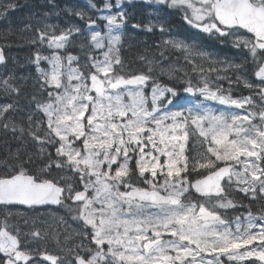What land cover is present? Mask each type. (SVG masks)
<instances>
[{
    "label": "snow or ice",
    "instance_id": "snow-or-ice-1",
    "mask_svg": "<svg viewBox=\"0 0 264 264\" xmlns=\"http://www.w3.org/2000/svg\"><path fill=\"white\" fill-rule=\"evenodd\" d=\"M156 2L244 53L243 62L235 64L183 41L165 42L181 49L189 63L192 57L208 59L207 72H216V80L225 78L221 70H246L251 64L257 79L244 80L251 96L233 98L231 87L225 95L223 86L213 87L206 76L202 84L187 80L183 87L245 114L183 107L180 90L153 74L157 68L165 71L163 61L155 67L149 61L147 72L126 71L117 34L126 15L112 14L111 3L101 9L109 13L102 17L106 33L92 30L96 22L87 18L91 35L83 63L67 50L79 27L59 35L50 25L37 29L32 42L47 43L53 51L35 54L39 78L23 122L15 119L21 111L15 101L0 104V131L21 143L27 137L35 149L21 154L18 147L0 162V264H264V212L257 216L249 210L243 219H229L220 211L237 206L233 193L264 200V0ZM15 8L7 0L0 3V14ZM197 67L205 73L202 66L193 70ZM21 92L14 77L0 78V93ZM18 205L31 211L58 205L77 227L65 229L61 239L58 229L42 235L32 218V230L24 231L21 222L28 225L29 218L14 211ZM49 235L56 253L40 244Z\"/></svg>",
    "mask_w": 264,
    "mask_h": 264
},
{
    "label": "rangeland",
    "instance_id": "rangeland-1",
    "mask_svg": "<svg viewBox=\"0 0 264 264\" xmlns=\"http://www.w3.org/2000/svg\"><path fill=\"white\" fill-rule=\"evenodd\" d=\"M48 10L43 12L36 8H33L31 1L24 2L22 5L16 6L15 9L8 10L3 14H0V22L4 19L7 13H13L15 10L23 7L22 15H17L16 20L19 26V39L18 44L15 45L16 48H26L35 45L36 49L34 52H20L19 54H13L11 56L7 55V64L0 67V78H6L12 76L15 81L22 88V92L19 96L13 95L12 97H7L0 93V104L10 103L15 101L21 111L19 115L15 116L17 123H22V117L26 115L27 106L31 101V96L34 92V85L37 84L39 78V73L37 71V66L34 63L35 54L40 51L42 55H50L53 51L47 47V43L39 44L33 43V39L38 35L37 29H44L46 25L52 26L49 31H55L57 35L60 34V30L68 29L69 27L75 26L81 29L80 34L73 33L70 37L72 44L68 46V51L73 55L80 57L81 63L84 62L85 56L89 51L88 45H90V31L88 30L87 18L91 17L95 20V25L93 26L94 31H100L102 34L106 33L107 29L105 27L106 21L102 18L104 15L109 14L106 10L101 11L104 8L106 2L113 4L111 13L115 14L117 12L123 11L126 15L125 22L121 25L119 32L117 34L121 35V43L119 45L121 49H128L132 47L138 39L146 37L147 34L152 33V40L155 43V47L144 50L141 52L142 70L140 72H147L149 67V61L152 62V66L155 67L158 61H163L165 65V71L162 73L159 68L153 73L159 82L163 84H168L169 86L175 85L180 91L179 95L183 98L180 104L187 107L195 106H206L213 111H224L226 113L243 115L245 114V109H238L235 106L221 105L218 101L205 100L198 92L197 93H185L183 92V87L187 80H191L193 85L202 84V76H206L214 87L216 84L223 86L224 94L228 95L227 91L231 87L230 95L233 98L239 99L242 97H247L253 95V93L244 86V80L255 82V77L252 76V65H246V70L236 71L234 69H229L228 71L221 70L219 75L225 77L224 79L216 80L217 73H208L207 69L209 67V60L203 57H192L193 63H189L185 58V53L181 49L172 47L170 44H166V41L177 40L183 41L188 45H192L195 48L210 53L212 59L229 61L235 64L243 62L244 53L240 50L232 47L230 43L221 44L214 38L210 37L207 33L191 27L183 19V14L176 9L168 7L166 4L157 3L156 0H121L120 6L116 7L117 0H46ZM7 0H0V3H5ZM16 5V0H12ZM96 5L95 8L92 5ZM145 9L143 12L144 24L140 25L132 20L134 16V9L138 8ZM135 7V8H134ZM2 11V9H0ZM82 12L85 14V19H81L76 13ZM181 21V26L178 28L176 26L175 18ZM163 24L165 30L160 31V25ZM134 25H139V27H134ZM149 25L154 26L152 31H148ZM15 26L12 27L10 32H8L6 37H9L14 30ZM155 34H154V33ZM195 33V34H194ZM201 40L199 39V37ZM3 39V38H2ZM2 41V40H1ZM11 40L8 39V44L11 46ZM4 47L6 43L2 44ZM82 45L84 46L82 48ZM223 45V46H222ZM228 47V48H227ZM227 48V50H226ZM232 50V51H230ZM125 51V50H124ZM61 54H64V50H60ZM161 52H163V57H161ZM96 55L102 59L100 52L97 50ZM122 60L124 58L120 54ZM125 62L126 71H128V63ZM194 65L202 66L205 69V73H201L199 67L194 71ZM41 67L48 69L49 65L45 61H41ZM171 67L177 70L175 76H179L181 79L177 80L175 76H170L167 68ZM223 68V66H219ZM240 75L242 78L237 81V76ZM229 80L232 81L231 86L229 85ZM146 91L150 94L151 89L147 88ZM29 96V98H27ZM175 103V102H174ZM173 111L177 110L174 105H170ZM17 142L18 144H27L24 147L27 148V152L35 151L33 144L30 139L25 137V142L21 143L18 140L13 139L11 133L9 132L5 135L0 131V145H5L6 143ZM3 143V144H2ZM234 199L237 206L235 208H229L226 211L220 210L224 213L226 218L234 219L236 216H240L242 219L247 216L250 210L253 215H260L264 212V200L252 201L245 198L243 194L233 193L230 197ZM236 199V200H235ZM244 199V200H243ZM245 202L249 204L242 205ZM232 209V211H231ZM18 210L20 213L24 214L29 218V228L28 231L32 230V218L37 220L36 227L42 232L45 231L52 233L54 229H58L61 233V239L63 238V231L67 229L72 231L77 227V224L72 221L71 216L68 214L65 208L59 206V208L52 209H37V211H31L27 208L16 207L14 209ZM47 216V217H46ZM64 218V223H61L59 218ZM49 223L51 226L49 229L43 227L45 223ZM31 224V225H30ZM51 242H55L48 236L43 241H40L42 247H47L53 251V253L58 252V246L52 247ZM237 264H252L251 261L237 262ZM259 264V262H257Z\"/></svg>",
    "mask_w": 264,
    "mask_h": 264
},
{
    "label": "trees",
    "instance_id": "trees-1",
    "mask_svg": "<svg viewBox=\"0 0 264 264\" xmlns=\"http://www.w3.org/2000/svg\"><path fill=\"white\" fill-rule=\"evenodd\" d=\"M29 0H16V6L19 7V5H22L24 2H28ZM33 8H36L39 11H47V4L46 0H30ZM57 1H62L64 0H57ZM138 8L134 9V16L132 20H134L135 23H139L140 25L144 24L143 20V12L146 11L143 8H140V6H137ZM23 7L15 10L13 13H7L4 19L0 22V44L2 45L3 43H6L5 45V50L8 56H11L13 54H19L20 52H34L36 49V46H30L26 48H16L15 45L18 44V39L20 36L19 33V24L18 21L16 20L17 15H22L23 13ZM175 20L176 26L179 28L181 26V21L176 17ZM15 26V30L10 33L11 35L9 37H6L5 34L10 32L8 29H12V27ZM154 33V32H153ZM155 34V33H154ZM195 34V33H194ZM152 33L147 34L146 37H142L141 39H138V42H135L132 47H129L128 49H121L120 54L124 58V61L128 63V71L130 72H135L137 73L139 70H142V63L141 61V52L144 50H148L151 48L155 47V43L152 40ZM198 36V34H197ZM199 37V36H198ZM3 38V39H2ZM10 38L11 40V46L8 44V39ZM201 40V38L199 37ZM2 40V41H1ZM3 46V45H2ZM37 50V49H36ZM125 50V51H124ZM227 50V48H226ZM29 98V96L27 97ZM15 116L19 115V112L14 113ZM3 144V143H2ZM27 144H18L17 142H11V143H6L5 145H0V162L6 159L8 156L9 152L11 151L12 153H15L17 151V148H20L21 154L27 152V148L24 147ZM3 166L0 165V172H3ZM236 200V199H235ZM244 200V199H243ZM249 204L248 202H245L242 205ZM236 209V208H235ZM232 211V209H231ZM223 213V212H222ZM224 214V213H223Z\"/></svg>",
    "mask_w": 264,
    "mask_h": 264
},
{
    "label": "flooded vegetation",
    "instance_id": "flooded-vegetation-1",
    "mask_svg": "<svg viewBox=\"0 0 264 264\" xmlns=\"http://www.w3.org/2000/svg\"><path fill=\"white\" fill-rule=\"evenodd\" d=\"M252 76H253V75H252ZM256 79H257V78H255V81H256ZM46 217H47V216H46ZM30 225H31V224H30ZM50 226H51V225H50L49 223L43 225V227H44L45 229H49ZM21 227H22V229H23L24 231H28L29 224H28V225H24V224L21 222ZM48 244H50L52 247L56 246V242H51V243H48ZM48 251L53 252V251H51L50 249H48Z\"/></svg>",
    "mask_w": 264,
    "mask_h": 264
},
{
    "label": "water",
    "instance_id": "water-1",
    "mask_svg": "<svg viewBox=\"0 0 264 264\" xmlns=\"http://www.w3.org/2000/svg\"><path fill=\"white\" fill-rule=\"evenodd\" d=\"M0 52L3 53L4 57H5V61L3 63H0V65L2 64H5L6 63V56H5V52H4V49L3 47L0 45ZM19 206V205H18ZM57 207L58 205H46V206H38V208H41V207ZM22 207H26V206H22Z\"/></svg>",
    "mask_w": 264,
    "mask_h": 264
}]
</instances>
